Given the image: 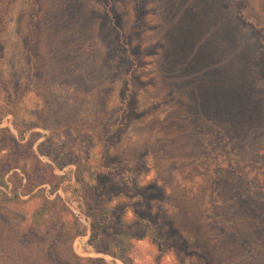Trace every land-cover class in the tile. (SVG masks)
I'll use <instances>...</instances> for the list:
<instances>
[{"label": "trees", "instance_id": "obj_1", "mask_svg": "<svg viewBox=\"0 0 264 264\" xmlns=\"http://www.w3.org/2000/svg\"><path fill=\"white\" fill-rule=\"evenodd\" d=\"M199 1L185 0L180 7L178 4L174 8L172 25L176 35L172 36L174 40L172 43L165 36L166 42L169 44L183 42L182 36H179L181 31L179 21L185 14H191L189 19L191 25L193 24L194 28L199 25L198 27L205 31L203 33L208 34L209 41L221 42L228 47L234 40H239L238 34L236 37L234 35L236 32L233 23L228 20L229 11L235 10L236 5L234 7L233 3L229 4L224 0ZM35 7L36 13L28 17V30L19 31L18 38L24 46L26 62L33 70V75H28L29 81L35 87L32 91L40 102L27 113H22L16 109L17 101L20 102L21 99L18 100L19 96L13 95L6 98L7 105L0 109V121L6 115H12V124L17 131L16 134L8 127L0 128V135L5 134L4 138L0 139L1 150H8L5 156L9 155L16 160L13 165L9 164L11 161L8 160L6 162L8 166H5L2 171L0 165V264H43V262L46 264H108L103 257H82L75 252L73 240L84 234V231L80 229L77 216L65 204L60 194H56V199L53 200L40 193L31 196L34 198L40 196L43 199L39 207L31 214L26 210L27 207L21 208V205L28 203L21 196L30 195L35 188L44 183L51 186L52 192L60 188L67 190L64 185L65 177L56 174L52 165L42 161L32 150L31 144L21 142L28 131L34 127L50 129V126L42 124L40 111H45L49 115L54 114L55 117L57 115L56 123L60 124L61 129L71 128L67 122L68 115L74 116L78 113V103L82 105L84 101H89L78 97V94H86L92 98L93 102L90 103L96 112L106 114L110 107V103L107 102L111 91L109 86L118 76L110 65L113 46L109 44V47L102 49L93 42L89 43L91 35L87 24L96 17L94 10L84 0H60L49 4L47 8H44L40 0H35ZM200 10L205 12L204 18H206L201 24L197 20ZM236 18L238 21L241 20L237 14ZM2 21L3 16L0 13V24ZM20 22L21 18H19V24ZM104 23L102 28L106 30L109 21ZM114 32L111 31L112 37L114 43H117L118 39ZM203 33L199 39V45L203 39L205 42L207 40ZM100 34L103 38V32ZM199 47H197L198 50ZM237 47L235 49L240 50ZM235 49L230 52L232 58ZM222 60L224 59L220 62ZM85 64L88 66L85 67ZM49 67H56L52 72L53 75L49 72ZM61 68L69 73L56 75L57 70ZM127 76L125 87L121 90L123 94L121 113L115 121L108 119L109 122L102 128L105 131L106 140L102 142L104 148L98 160L100 168H90L92 181L87 183L88 185L74 188L77 192L81 189L83 201L78 206L90 220L91 234L88 241L95 245L99 252L109 253L124 264H136L133 254L129 252L135 250L133 241L145 237H149L153 242L156 264H162L163 257L167 253L175 256L178 260L177 264H189L188 260L194 259L200 260V264H211L208 248L196 235L200 232L198 226L188 223L191 210H188L186 206L188 199L194 197V193L188 197L186 192H173L169 186L178 170L174 160L172 158L167 160L168 165L163 169L164 171L158 169L153 161L154 150L148 142L145 143V148L135 151L132 156H124L118 151L122 134L132 129L134 119L142 120L139 126L142 127L148 115H153V109L139 113L136 108L138 104L136 88L139 78H136V75ZM245 78V75H239V77L234 75L233 78L227 76L223 79L222 82L226 87L230 86V89L235 90L232 92L234 96L225 99L219 96V99H214L209 93L196 90L197 96L187 95L186 99L183 101L180 99L177 102L181 111L184 112L183 109H185L184 114L194 120H192V130L200 133L208 129L212 136H218L219 139L221 137L222 141L231 138L227 145L237 143V136L244 135L246 138L244 142L242 141L243 149L248 151L246 144L253 139L256 146L254 153L258 154L261 152V139H264V101L261 97H257L255 92L257 79L255 81L251 79L252 81L247 83ZM130 83L134 93L132 96L129 90ZM250 85L253 91L250 90ZM196 86V84L194 87L191 83L189 84V88L195 89ZM57 87L63 89L62 95L55 92ZM236 88L239 91H236ZM236 92L243 97H236ZM186 101L194 106V111L188 110L184 105ZM11 105L14 106L11 107ZM177 109L178 106L175 111L173 110L170 115L162 119L167 124L165 127L169 126L180 132L183 119ZM31 115L37 117L39 121L27 119ZM259 138L260 142H258ZM37 139L36 136L34 141ZM48 144L51 146L49 150L46 149ZM58 146L54 139L47 137L39 144V151L51 157L58 166L67 163L75 164L78 171L81 167L80 156L70 151L71 149L67 152ZM220 147L219 145L220 150L223 149ZM90 151L89 149L87 152ZM164 152V157H168V153ZM231 154L233 153L228 152V155ZM197 159L199 160L198 157ZM22 160H25V165L21 167L23 175L15 170L9 175L8 180H4L5 174L13 170L14 165H18V162ZM29 160L32 161V165L28 167ZM151 174H154L152 178H150ZM240 174L242 177L238 178L239 183L233 190L235 195L232 198L239 202V206L227 204L230 202L229 198L221 201L218 188L221 181L214 176L212 181L216 188L211 192L209 189L205 190L199 217L193 213V218L203 222L202 226L206 225L211 230L217 229L225 234L229 224L235 225L232 216L240 217L246 210L250 211L254 218L240 217L242 221L236 222L235 231L231 236L235 240L239 239V233L243 232L242 230L238 232L237 225L240 224V227L244 229L241 242H244L251 250L242 264H264V206L262 211L256 212L258 209L253 207L254 205H247V203L250 204L248 195H252L250 197H255L264 205V194L248 190L243 184L248 177L243 173ZM24 179H26L25 183H23ZM10 183L12 185L7 192L6 189L9 188ZM217 192L219 194L216 195ZM211 221L213 224H210ZM250 239L255 243H252ZM135 255H139L138 250H135Z\"/></svg>", "mask_w": 264, "mask_h": 264}, {"label": "rangeland", "instance_id": "obj_2", "mask_svg": "<svg viewBox=\"0 0 264 264\" xmlns=\"http://www.w3.org/2000/svg\"><path fill=\"white\" fill-rule=\"evenodd\" d=\"M40 1L44 8H47L49 4L60 0ZM84 1L94 10L96 17L87 24L91 35L89 43L93 42L102 49L106 46L109 47V44L113 46L110 65L118 76L115 82L110 83L111 86H109L111 89L107 98L108 104L110 103L109 111L103 115L97 113L90 103L92 98L86 94H78L80 99H88L89 101H84L82 105L78 103L79 111L78 113L75 112L77 115H68L67 122L71 128L64 129H61L60 124L56 123L57 115L55 117L54 114L49 115L45 111H40L42 124L50 126V129L34 127L28 131L25 139L21 142L31 144L32 150L42 161L52 165L56 174L65 177L64 185L67 190L60 188L58 191L52 192L51 186L44 183L35 188L30 195L21 196L28 201L24 206L21 205V208L27 207L26 210L31 214L43 201L40 196L38 198L31 196L40 193L53 200L56 199V194H60L65 204L77 216L80 229L84 231V234L73 240L75 252L82 257H103L108 264H124L123 261L109 253L99 252L95 245L89 243L90 220L78 206L83 201L81 189L77 192L74 188L83 187L92 181L90 168H100L98 160L104 148L102 142L106 140L104 138L105 131L102 128H104L105 123L109 122L108 119L115 121L121 113V97L123 95L121 90L125 87V80L128 79L126 75H136V78H139L136 88L138 99L136 108H138L139 113L144 110L149 112L153 109V115L146 116L145 122H141L143 123L142 127H139L142 120L134 119L132 129L126 134H122V140L118 143V151L124 156H132L135 151L145 148V143L148 142L154 150V152L152 150L153 161L158 169H162L161 171H164L163 169L168 165L167 160L172 158L178 170L169 186L173 192H186L188 197L194 193V197L188 199L186 206L188 210H191L188 223L198 226L200 232L196 235L208 248L207 252L211 264H242L251 253L249 246L241 242L244 237V229L241 228L242 226L240 227V224L237 225L238 232L243 231L239 233L237 240L231 234L235 231L236 222L242 221L240 217L251 219L254 218V215L246 210L241 212L240 217L232 216L235 225L229 224L227 230L219 226V228L226 230V233L222 234L220 230H211L206 225L202 226L203 222L194 219L193 213L199 217V209L205 190L209 189L211 192L212 189L216 188L212 181L214 176H217L221 181L218 187L219 193H221V201H226L229 198L231 203L227 202V204L231 206L240 205L236 199H232L235 195L233 190L239 183L238 178L239 176L242 177L240 173L248 177V180L243 183L248 190L264 194V139H261L260 143L261 152L256 154L254 153L256 146H254L253 139H250L246 144L248 151L243 149L242 141L244 142L246 138L244 135L237 136V143L227 145L231 138L222 141L221 137L219 139L218 136H212L208 129L205 132L197 133L191 129L193 119L184 114L185 109H183L184 112L181 111L177 101L180 99L183 101L187 95L193 97L195 94L197 96L195 92L198 91L209 93L214 99H219V96H222L223 99L234 96L232 92L235 90L230 89V86L229 88L226 87L222 82L225 77L233 78L234 75L237 77L245 75L247 83L248 81L251 82V79L254 81L257 79L255 92H257V97H261L264 101V0H224L229 4L233 3V6H237L235 10L229 11L228 20L233 23L236 32L234 35L236 37L238 34L239 40H234L235 42L233 41V44H229L228 47L221 42L209 41L208 34L203 33L205 31L198 27L199 25L194 28V25H191L189 21L191 14L181 16L179 21L181 26L179 36H182L183 42L173 44L166 42L165 36L172 43L174 41L172 36L176 35L172 25V12L178 4L180 7L185 0ZM198 2L200 1L198 0ZM36 10L35 0H1L0 2V13L3 16V21L0 24V109L7 105L6 98L13 95H18V100L21 99L20 102L17 101L16 109L22 113H27L40 102L32 91L35 90V87L29 81L28 75H33V70L26 62L24 46L18 38L19 31L28 30V17L36 13ZM204 13L203 10H200V16H197L199 19L196 18L199 24L206 20ZM236 14L241 20L238 21ZM19 18H21L20 24ZM105 21H109V26L103 30L102 25ZM112 30L115 31L117 43H114ZM100 32H103L106 39L101 38ZM202 33L203 36L206 35L207 40L205 42L203 39L199 45ZM198 46H200L199 50ZM235 47L240 48V50L235 49ZM194 48H197L198 51H193ZM233 49L235 50L232 58L230 52ZM221 59L224 60L220 62ZM87 66L85 64V67ZM55 68L49 67V72L52 74ZM90 70L89 67V72ZM67 73H69L67 70L61 68V70H57L56 75H66ZM190 83L193 87L195 84L197 85L195 89L189 88ZM131 85L132 83L129 85L130 96L134 94ZM186 85L187 87H185ZM251 87L250 85V90L253 91ZM236 91L239 89L236 88ZM55 92L62 95L63 89L57 87ZM236 94V97H243L237 92ZM184 105L190 111L195 109L188 101ZM13 106L11 105V107ZM177 106L179 115L183 119L180 132L175 128L165 127L167 124L162 119L170 115L173 110L175 111ZM12 119V115L3 117L0 121V128L8 127L17 134ZM27 119L38 120L32 115ZM4 136V133L0 135V139ZM36 136L38 139L34 141ZM47 137L54 139L59 145L58 148L67 152L71 149L70 151L80 156L81 167L78 171L75 164L67 163L58 166L51 157L39 151V144ZM258 142H260V138ZM219 145L220 148H226V150H220ZM50 147L48 144L46 149L49 150ZM89 149L91 151L88 153ZM7 151L1 150L0 145L1 171L5 166H8L6 163L8 160L11 161L9 163H12L11 165L16 163L15 158L12 159L9 155L5 156ZM164 151L168 153V157H164ZM228 152L233 154L228 155ZM19 153H21L20 150ZM28 163V167L32 165L31 160ZM24 165L25 160L18 162V165H14L13 170L5 174L4 180H8L9 175L15 170L23 175L21 167ZM153 176L154 174H151L150 178ZM25 181L26 179L23 180V183ZM11 185L12 183L6 189L7 192L10 191ZM219 193L217 192L216 195ZM250 196L252 195H248L250 204L247 203V205H254L253 207L258 209L256 212L262 211L264 205L258 202L255 197ZM212 222L210 224H213ZM250 241L255 243L252 239ZM133 242L135 243L134 249L139 251V255H135V250L129 254H133L136 264H156L154 259L155 247H153L150 238ZM41 260L43 261V259ZM177 263L178 260L170 253H167L162 260V264ZM188 263L200 264V260H188ZM43 264L46 263L43 262Z\"/></svg>", "mask_w": 264, "mask_h": 264}, {"label": "crops", "instance_id": "obj_3", "mask_svg": "<svg viewBox=\"0 0 264 264\" xmlns=\"http://www.w3.org/2000/svg\"><path fill=\"white\" fill-rule=\"evenodd\" d=\"M145 238H149V237H145ZM144 239V238H143Z\"/></svg>", "mask_w": 264, "mask_h": 264}]
</instances>
